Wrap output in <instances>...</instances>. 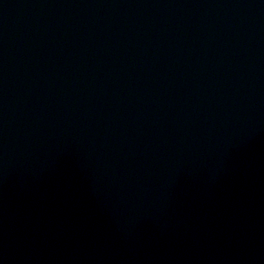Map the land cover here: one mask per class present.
Returning a JSON list of instances; mask_svg holds the SVG:
<instances>
[{
  "label": "water",
  "instance_id": "water-1",
  "mask_svg": "<svg viewBox=\"0 0 264 264\" xmlns=\"http://www.w3.org/2000/svg\"><path fill=\"white\" fill-rule=\"evenodd\" d=\"M0 264H264V0H0Z\"/></svg>",
  "mask_w": 264,
  "mask_h": 264
}]
</instances>
